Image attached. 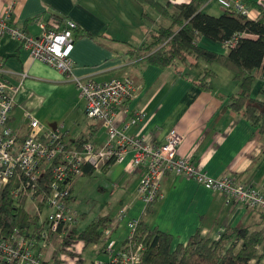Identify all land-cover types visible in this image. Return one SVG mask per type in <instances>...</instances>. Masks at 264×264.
Returning a JSON list of instances; mask_svg holds the SVG:
<instances>
[{
    "label": "crops",
    "instance_id": "crops-1",
    "mask_svg": "<svg viewBox=\"0 0 264 264\" xmlns=\"http://www.w3.org/2000/svg\"><path fill=\"white\" fill-rule=\"evenodd\" d=\"M200 8L214 16L223 12L215 1ZM8 9L12 16L10 23L34 35L39 33L36 19L40 16L55 28L62 25L63 18L72 20L76 24L70 53L74 75L96 81L124 77L134 81L135 95L125 104L128 112H118L116 120L125 134L159 143L173 128L183 135L178 155L190 158L196 169L212 177L230 174L238 182L264 189V142L257 130L228 106L229 98L239 90L233 75L230 79L225 73V84L222 83V66L212 64L210 69L217 78L210 81L212 89L205 91L194 83L200 71L207 68L201 60L189 66L175 63L157 67L137 56L136 48L142 46L149 31L155 28L153 22L141 17L143 12L159 25L170 24L152 6L139 5L134 0H0V15ZM257 16L258 12L252 9L251 17ZM203 42L219 53L229 52L222 43ZM0 78L19 86L7 120L17 145L30 128L26 113L37 118L44 130L58 129L69 149H79L86 141L104 145L108 137L106 129L100 119L87 117L74 83L57 69L32 59L9 36L0 39ZM260 88H264V67L256 74L251 96L261 100ZM135 111L143 116L129 123ZM131 154L127 151L121 161L100 172L83 171L70 180V203L77 197L86 200L73 209L79 220L75 227L81 229L91 220L107 216L112 224L104 238L117 248L128 234L125 222L113 226L114 215L123 206H127V219H143L150 228L172 235L174 243L185 244L195 232L218 239L232 227L264 226L262 210L228 202L220 192L206 189L182 175L163 176L161 197L147 211L137 192L141 169L131 166ZM83 178L87 183L79 188L78 182ZM104 199L108 200L102 206ZM93 209L97 212L92 213ZM99 243L101 248L106 244L103 238Z\"/></svg>",
    "mask_w": 264,
    "mask_h": 264
},
{
    "label": "built area",
    "instance_id": "built-area-1",
    "mask_svg": "<svg viewBox=\"0 0 264 264\" xmlns=\"http://www.w3.org/2000/svg\"><path fill=\"white\" fill-rule=\"evenodd\" d=\"M210 1L252 18V10L242 0ZM259 2L264 3V0ZM10 17V9L3 16L0 15V39L4 36L16 39L32 59L57 69L72 81L84 101L85 114L89 118L100 119L108 137L102 146L86 141L79 149H69L58 129L44 130V125L37 118L26 113L30 128L22 143L17 145L15 133L7 120L13 108V96L19 86L0 80V196L11 182L14 198L26 194L25 209L34 221L27 229L14 228L6 236L0 233V260L3 263L78 264L77 254L85 248L84 243L77 240L61 246L71 230L65 228L58 231L60 224L68 223L72 228L79 222L70 207V180L82 174L84 165L100 172L109 161H121L127 151L132 153L131 166L141 169L137 192L145 205L161 197L160 183L163 176L173 174L191 178L206 189L220 192L228 202L264 212V189L238 182L230 174L212 177L196 169L190 158L178 155L183 135L175 129H170L165 140L159 143L148 142L121 131L116 125L117 115L118 112H128L125 104L135 95L134 81L129 77L96 81L74 75V62L70 53L76 24L72 20L64 18L62 25L55 28L41 17L36 22L39 33L34 35L16 23H10ZM238 37L236 35L223 42V46L229 50L236 44ZM132 114L129 123H135L143 116L139 111ZM42 163L47 167L40 168ZM45 172L48 176L42 188L39 181ZM114 216L113 226L125 222L129 230L128 238L132 239L138 219H127V206L119 208ZM111 224L112 220L108 228ZM108 228L102 236L106 242L104 247L101 248L99 242L91 245L94 249H104L107 260L94 258L80 264H140L143 242L131 241L125 247L115 249L104 238L109 233ZM50 243L55 244L53 251L59 245L64 249L57 261L53 260L52 255L47 260L44 258L43 253Z\"/></svg>",
    "mask_w": 264,
    "mask_h": 264
},
{
    "label": "trees",
    "instance_id": "trees-1",
    "mask_svg": "<svg viewBox=\"0 0 264 264\" xmlns=\"http://www.w3.org/2000/svg\"><path fill=\"white\" fill-rule=\"evenodd\" d=\"M134 1L139 5L152 6L161 16L170 20L168 26H162L153 21L147 13H142L141 17L153 22L155 28L149 31L142 46L136 48L137 56L144 57V62L157 67H167L175 63L189 66L194 61L202 60L211 65L219 64L229 70L233 79L238 82L239 90L229 98L228 106L242 115L257 130L264 142V88H260L258 92L261 100L251 96L256 74L259 68L264 67V3L242 0L247 7L258 12L256 18H249L225 7H221L223 12L217 16L205 13L200 7L208 0H190L188 3ZM236 35L239 36L236 44L226 54L209 48L203 42L210 40L223 43ZM215 74L211 69L203 68L194 83L201 89L210 91V81ZM114 162L111 160L102 168ZM91 170L88 165L82 167V171L87 173ZM47 176L45 172L40 178L42 188ZM11 187L12 183L9 182L0 196V233L3 236L14 228L27 229L34 222L25 209L26 194L16 199L11 193ZM71 198L72 196L69 200ZM152 203L146 205L147 211ZM110 222L109 217L100 216L81 229L75 226L69 228L71 231L64 237L61 246L79 240L86 248L100 242ZM62 226L60 224L59 232ZM237 240L241 241L238 249ZM131 241L143 242L144 250L140 264H264L261 263L264 261V227L256 230H253L251 225L232 227L218 239L195 232L182 244L174 243L172 235L150 228L143 219H138L132 239L126 238L121 246ZM61 246L52 253L54 261H57L59 253L64 251ZM257 246H260L261 252ZM102 250L100 249V252ZM0 264H3L1 260Z\"/></svg>",
    "mask_w": 264,
    "mask_h": 264
},
{
    "label": "rangeland",
    "instance_id": "rangeland-1",
    "mask_svg": "<svg viewBox=\"0 0 264 264\" xmlns=\"http://www.w3.org/2000/svg\"><path fill=\"white\" fill-rule=\"evenodd\" d=\"M220 6V5H219ZM221 7V6H220ZM141 13V12H140ZM220 43V42H219ZM198 61H200V60H198ZM202 61V60H201ZM203 62V61H202ZM180 65V64H179ZM219 65V64H218ZM221 66V65H220ZM205 67H207L208 69H210L211 68V64H207V63H205ZM223 70V72H222V74H221V77H220V81L222 82V83H224L225 84V79H226V76H225V73L230 77V79H231V77H232V74L227 70V69H225L223 66L221 67V71ZM216 73V72H215ZM229 73H230V75H229ZM217 77H214V78H212V81L214 80V79H216ZM235 83V82H234ZM236 84V83H235ZM87 183V181L83 178V179H81V180H79V182H78V187L79 188H82V185L83 184H86ZM109 195V191L107 192V194L104 196V198H107V196ZM81 197H77V198H75L73 201H72V203H70V207H71V209L73 210V209H75L76 208V206H79L78 204H81L82 203V201L85 203L86 202V200L85 199H80ZM78 199V200H77ZM106 200H108V199H104V203H102V206H104L105 205V202H106ZM74 211V210H73ZM97 211L96 210H92V213H96ZM253 226V225H252ZM260 227H264V226H259V227H252V229L253 230H256V229H258V228H260ZM241 243V241L240 240H237V246H236V248L238 249L239 248V244ZM54 243H50V245H48L47 247H46V252H44L43 253V255H44V258H45V260H47V259H49L50 258V256L52 255V252H53V249H54ZM257 249H258V251L259 252H261V249H260V246H257ZM83 256H84V258H85V260L86 261H90V260H92V259H94V258H96V250H93V248H92V246L91 245H89V246H87L85 249H84V251H83ZM261 263H264V261H262Z\"/></svg>",
    "mask_w": 264,
    "mask_h": 264
},
{
    "label": "bare ground",
    "instance_id": "bare-ground-1",
    "mask_svg": "<svg viewBox=\"0 0 264 264\" xmlns=\"http://www.w3.org/2000/svg\"><path fill=\"white\" fill-rule=\"evenodd\" d=\"M0 80H5V81H7L9 84H11L9 81H8V79H6V78H0ZM41 167H43V168H46L47 166H46V164L45 163H42L41 164V166H40V168ZM138 181H139V179H138ZM75 215L77 216V214L75 213ZM63 226H62V230L63 229H69V228H71L70 226H69V224L68 223H66V224H62ZM136 226H137V224H136ZM136 226H135V228H136ZM135 230V229H134ZM128 232H129V230H128ZM133 233H134V231H133ZM133 233H132V235H133ZM126 238H128V234H127V236L125 237V239ZM124 239V240H125ZM128 239H131V238H128ZM130 244V243H129ZM126 245H128V243L126 244ZM126 245H124V246H119V247H114L115 249H118V248H121V247H125ZM111 246H112V244H111ZM93 250H96V258H99V259H102L103 261H106L107 260V255H106V253H105V251H104V249L102 250V252H100V249H94L93 248ZM83 251L84 250H82L80 253H78L77 254V257H78V264H80L82 261H85V258H84V256H83ZM2 262V261H1ZM3 263V262H2ZM3 264H5V263H3ZM54 264H59V262L58 263H54Z\"/></svg>",
    "mask_w": 264,
    "mask_h": 264
}]
</instances>
